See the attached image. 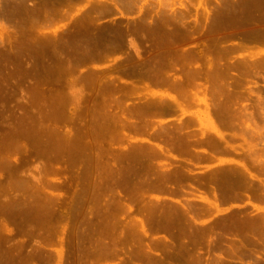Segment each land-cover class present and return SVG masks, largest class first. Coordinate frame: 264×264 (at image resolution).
Returning a JSON list of instances; mask_svg holds the SVG:
<instances>
[{"label": "rangeland", "instance_id": "1", "mask_svg": "<svg viewBox=\"0 0 264 264\" xmlns=\"http://www.w3.org/2000/svg\"><path fill=\"white\" fill-rule=\"evenodd\" d=\"M44 1H49L48 7L56 2V0H0V141H5V146L7 143L9 145L13 144L9 141H15L21 134L22 142L26 144V151L23 149L25 154H18L21 151L20 147L17 149V146L14 145L16 149L13 146L6 147L10 148L11 153L10 151L6 152V158L4 157L6 160L9 157V160L13 161L12 165L15 161L19 169L13 168V170L12 167H7V165L3 167H6V170L11 168L14 171L13 174L16 173L25 178H31L36 183H43L44 181L45 191L47 190L49 196L54 199L55 209H52L51 212L55 210L53 215L55 217L52 220L51 213L48 217L39 213L44 216L41 219L42 216L39 217V214L33 213L31 216H26L27 218L24 219L27 220L22 222L25 216L19 210L22 206L17 205L19 202L16 201L14 205L9 202V206L12 205L13 208L15 204L19 206V208H16L19 210V212L17 210L18 213H16V209L13 210L10 207V210L18 217L11 214L10 211L8 214L9 208L7 207L9 206H7V203L11 199L13 200L14 197L7 193L8 191L5 190L7 187L5 186L7 180L11 178L12 170L10 169L9 172L11 173L7 175V172H4L6 171L5 168L2 169L1 167L4 164L0 163L2 169H0V176L3 175L7 179L2 176L4 178L2 180L3 184H0L3 186H0V188L5 187L4 190L6 191L1 193L2 195L0 194V229L5 226L7 228H4V230H7L5 233L2 230V233L0 232V235L3 236L0 237L1 253L4 254L6 249L12 246V252L18 254L19 258H16V261L20 260L18 262L20 264H28L32 261V264H57L59 252H63L61 264H122L123 261L126 262L123 264H167L171 260L165 258L166 254L173 256L174 253H166L159 250V248L171 244H182L187 249L193 247L198 251L184 252L183 250L179 254V261H171L170 263L216 264L214 259L221 255L224 262L227 261L225 264H264V229L263 233L257 232L259 235H256V237H260V239H255L257 242L253 243L254 241L252 242L249 238L250 234L253 233L250 231V225L254 222L264 221V67L262 65L259 70L253 69L254 71L250 69L253 74H250L251 71L241 68L231 69V75L222 76L220 80L212 78L209 73L210 66L215 67V64L217 65L215 60H218L220 56L218 51L223 54V56L221 55L223 65L229 64L230 61L236 62L250 57L251 59L261 60V62L264 60L263 40L257 42V40L249 37V33H247V28H250L259 16H263L264 0H248L246 2L247 11H252V14L257 12L254 16L259 15L250 24L247 22L246 28L238 24L235 25L237 18L235 21V16L232 15V11L235 12V9L241 10L243 4L236 7L231 5L232 7L228 6L227 8L219 4L217 0H134V2L133 0H125L124 4L119 2L118 5L116 0H75L73 3L68 4H63L66 2L63 0L62 10L67 17L65 16L63 20L62 18H56L49 21H44L46 18L35 14L38 13L37 10ZM50 1L54 2L50 4ZM227 12L230 17H227ZM88 15L93 16L96 25L101 27V30L110 29L111 32H114L120 24L121 26H131L130 30H135V27H144L141 30H136L137 33L131 30L132 32L125 36V41L128 44L124 42L126 44L123 46L111 47L110 50L103 46L107 50L106 55L104 53L99 58L88 60L82 67L80 66L68 75L61 68L56 67L58 64L56 54L53 53L51 45L49 46L47 41L55 34H62L66 29H74V26L79 29L80 21L89 18ZM37 17L39 18L37 19ZM152 18L157 21V27H159L155 28L154 31L149 27ZM258 19L260 20V18ZM164 20L165 22H163ZM110 26L112 29L109 28ZM75 31L77 32V30ZM133 42L137 43L141 56L137 54ZM240 42L246 44L242 45L244 48L238 47ZM178 50H180L179 53ZM36 51H40L41 54L39 55ZM184 52H190L192 58L187 57V59ZM181 53L184 55L179 56L178 54ZM34 55L40 60L37 59L39 63L37 70L34 69V73L32 71L30 73L29 70V72L23 71L25 68L23 64L25 63H22V59L25 61L26 58L27 63H29L30 59L28 58ZM19 57L24 58L20 59ZM18 64L21 65V68ZM49 65L55 67V70L51 69L49 71ZM138 65L139 68L141 67L142 72L145 71L144 73L141 71V73H137L138 70H134ZM151 67L156 69L159 67L165 68V74L163 73V75H167L168 78L182 76L186 80L185 76L189 68L191 70L192 68L193 70H195L194 68L200 69L202 75L200 74L195 80L193 79L192 87L191 85L188 87V90L192 92L188 91L190 93L186 97L185 94L181 96L176 87H170L169 83L162 84L156 82L153 77H145V74L151 72V69L146 70ZM155 68L153 69L156 70ZM109 80H114L121 85L119 84L116 90H107L109 91L107 92L104 85ZM229 83L231 84L230 89L228 87ZM202 99H206V101ZM146 102L150 105L149 108H153V110L148 109L143 118L133 109ZM106 108H109L111 115L120 116L122 112L125 113L122 116L124 119H121L128 126L126 125L124 130L121 128L124 135H127L126 137L123 135L125 137L123 140L118 137L123 134L117 128H120V124H116L120 118L115 117V119L113 116H105L104 110ZM19 121L21 123H18ZM134 122H138V126ZM145 125L149 129L144 127ZM173 129L176 130L175 133L189 134L187 136L190 137V142L193 143L192 146L195 144L196 147L193 146L192 150L189 149L190 151L186 150V148H189L186 147L184 150L173 148V150H168L166 153H160L157 148L158 145L167 149V145H169L165 130ZM120 131L122 134L119 135L118 132ZM219 132H223L225 138L228 136L226 138L228 143L225 144L224 140L223 142L218 140ZM9 135L16 136V138L13 137L15 140H10ZM70 139L73 142L74 140L77 141L71 143ZM41 140L46 141L39 142L44 143V145L47 141L49 143L46 145H51V142L60 140L65 148L67 147L65 143L69 141V148L70 146L72 148L76 147L72 150L74 155L71 152L70 154L76 158L75 155L77 154L75 152H77L79 153L77 156L80 155V157L72 159L74 157L68 155L71 148L67 147L63 150L67 151L69 149L68 154L65 151L62 155V150L59 152V158L56 157L57 152L55 151V153H52L53 157L49 154L51 159H55V157L57 159L50 161L48 155L43 157L40 154L44 146L39 147L40 144L38 145L37 141ZM217 140L221 142L222 150L220 146L218 150L214 149L215 145L212 144L214 147L210 145L211 142L218 143ZM58 141L57 143L53 142L55 146L52 144L55 150L57 149L56 146L61 144ZM194 141L196 143L200 141V143L196 144ZM2 144L4 146V142ZM46 145L45 147H47ZM4 147L3 149H5ZM49 147H47V151L52 152L53 149L50 150L52 147ZM12 149L15 152L12 153ZM61 149L62 146H60ZM108 149L109 152H107ZM0 150L2 151V149ZM1 151L0 162L3 159ZM38 151L40 155H37ZM82 151H84V155H82ZM132 151V154L137 155L132 163L137 167L140 166L139 171L142 172L140 174L142 177H146L148 164H155L154 168L156 166L157 170L155 171L156 168L153 169V167L150 169L151 171L149 170L150 184L147 185L144 191V188L138 190L139 193L135 191L137 194H134L137 195V198L135 199L136 202L133 199L135 202H132L134 204L133 208L123 213L119 207H113V203L118 198L112 195L118 190L125 193L129 192L120 186L119 174L111 170V165L116 163L118 167L121 164L123 166L126 161H122V155ZM204 155H212L213 160H203ZM97 156H100V163ZM8 161L6 162L8 163ZM47 162L53 164L51 166L54 167L51 168L50 165H47ZM105 162L109 163L110 168L105 167ZM9 164L11 165L10 162ZM243 165L250 168L252 176L246 174L245 178V176L239 174V169H242L239 167ZM48 166L52 170L48 169ZM237 168L236 174L235 169ZM172 170H176L173 171L175 173L171 172ZM161 173H164L162 175L164 177L166 174H168L167 176L174 174V178L175 176L177 178L178 175L180 178L174 180V178L166 177L171 180L168 181V179L161 177ZM155 177H160V179L158 178L159 182ZM164 180H167L168 183L167 181L164 183ZM47 181L51 185H48ZM155 183L157 186H155ZM46 184L48 188H46ZM219 189H222L223 201L221 202L216 196ZM234 190L238 192L237 198L233 196ZM14 192L22 193V190ZM36 196L38 198L39 195ZM24 198L30 201L32 199L30 203L37 199L36 197H34L36 198L34 200L33 197ZM37 201H41L40 204H43L41 196L40 200L37 199ZM215 201L219 203L221 209L219 212L213 206ZM25 202L22 200V203ZM148 203L154 204L152 205L155 206L156 212L152 211L154 208L149 210ZM108 204L110 209L106 207ZM146 204H148L147 207ZM168 208L176 213L172 212L171 215ZM106 209L111 211L107 213ZM163 210L165 212L169 210L170 217L173 219L179 217L180 220L177 218L172 221L173 219H171L174 225H171V227L164 226L163 220H161ZM35 214L42 221L43 219L46 221L43 224L41 220L37 221ZM186 214H188V217ZM165 215L167 217L168 214L165 213ZM20 216L22 220H20ZM190 216L191 220L192 218L196 220V223L194 221L192 222L194 224H191L192 226L195 225L193 227L190 222L188 224L185 221V219L188 221ZM224 216H228L231 220H229V224L232 223L234 217L237 221L244 219V223L242 226L240 224L237 230L232 227V224L229 229L217 226V220ZM13 217H17L16 220ZM107 218L108 221H111H109L111 223L109 226L114 222L113 227H105ZM132 218L134 220L143 219L147 230L150 228L148 230V241L151 242V249L155 252L154 259L150 258L146 261L137 259L136 254L133 253L135 249L132 245L122 242L121 232L125 224L131 223ZM151 218L152 220H150ZM144 219H147V221ZM146 222L148 223L146 224ZM185 224H188V227L191 226V229L187 226L186 229ZM204 228L209 229L207 232L204 230L205 234L202 233ZM220 234H223V243L226 242V246L236 239L239 240L236 246L240 247L241 241L244 240L242 244L245 245V248L244 245H241L242 247H238V251L237 247L234 250L235 240V242L233 241L234 246L231 248L233 251L223 244V249L219 251L217 237ZM163 238H165L164 243L161 242ZM100 239L108 242L109 253L108 251L106 253V250L97 244ZM47 244H50V246ZM39 246L44 248L43 252L45 253H41L43 255L38 253L37 247ZM51 251L52 253L49 256L48 252ZM10 252L8 251L7 256L10 255ZM2 254H0L1 261L7 258L4 256L6 253L3 256ZM38 254L40 255L38 256ZM40 256L43 257L40 258ZM52 256L53 258H51ZM201 256L203 257L202 260ZM2 257L4 258L2 259ZM157 258L163 260L165 258V260L160 261ZM5 259L3 262H5ZM1 261L0 264H4ZM16 261H12L10 264H16ZM25 261H28V263Z\"/></svg>", "mask_w": 264, "mask_h": 264}, {"label": "bare ground", "instance_id": "2", "mask_svg": "<svg viewBox=\"0 0 264 264\" xmlns=\"http://www.w3.org/2000/svg\"><path fill=\"white\" fill-rule=\"evenodd\" d=\"M55 1V0H54ZM54 1H50L51 3L50 4H52ZM64 1H66V2H64ZM59 0V2H58V0H56V2L55 3H53L51 6H47L49 3V1H47V2H43L42 4H40V7L38 8V13H35V14H39V16H43L44 18H46L44 21H49V20H54V19H60V18H62V20L64 19V17L66 16V14H64L63 13V10H62V5L63 4H68V3H73V1H75V0ZM85 1V0H84ZM87 1V0H86ZM92 1V0H91ZM125 0H116V3H117V5L119 4V2L121 3L122 2V4H124L125 2H124ZM127 1V0H126ZM132 1V0H131ZM138 1V0H137ZM201 1H203V0H201ZM218 1V3L219 4H221V5H223V7H227L228 8V6H230V7H236V6H238V5H241V4H243L244 6H243V8L240 10H234L235 12H233L232 11V15L233 16H235V21H236V18H237V23L235 24V25H241V26H244L245 28H246V25H247V22H249V24H250V22H252V21H254V20H256V17L257 16H259V15H257V16H254L255 14H252L250 11H247V1L248 0H217ZM254 1V0H253ZM262 1V0H261ZM58 2V3H57ZM64 2V3H63ZM114 2V1H113ZM124 2V3H123ZM133 2H134V0H133ZM136 2V1H135ZM63 3V4H62ZM101 3V2H100ZM99 3V4H100ZM115 3V2H114ZM255 3V2H254ZM262 3V2H261ZM103 5L105 6V4L103 3ZM102 5V6H103ZM116 5V4H115ZM232 5V6H231ZM95 6V5H94ZM106 7V6H105ZM118 7V6H117ZM222 7V8H223ZM226 8V9H227ZM102 9H103V7H102ZM111 9V8H110ZM205 9L207 10V8L205 7ZM238 9V8H237ZM97 10V9H96ZM99 10V9H98ZM105 10V9H104ZM166 10V9H165ZM224 10V9H223ZM228 10V9H227ZM231 10V9H230ZM225 11V10H224ZM223 11V12H224ZM229 11V10H228ZM237 11V12H236ZM260 11V10H259ZM68 12V11H67ZM70 12V11H69ZM100 12V11H99ZM104 12V11H103ZM109 12V11H108ZM163 12V11H162ZM145 13V12H144ZM225 13V12H224ZM230 13V12H229ZM254 13V12H253ZM68 15V14H67ZM227 17H230V15L228 14V12H227ZM261 15H262V13H261ZM35 16V15H34ZM83 16H85V15H83ZM89 16V15H88ZM147 16H149V15H147ZM220 16H221V14H220ZM232 16V17H233ZM67 17V16H66ZM224 17V16H223ZM263 17V18H262ZM259 16L258 18H260V20L257 18V21L255 22H253V25H251L250 26V28L248 27L247 28V33H249V37H251V38H253V39H255V40H257V42H258V40H263L262 42H264V14H263V16ZM39 17H37V19H38ZM95 18V17H94ZM155 18V17H154ZM180 18V17H179ZM187 18V17H186ZM255 18V19H254ZM35 19V18H34ZM143 19V18H142ZM166 19V18H165ZM233 19V18H232ZM263 21H262V20ZM141 20V19H140ZM185 20V19H184ZM40 21V20H39ZM38 21V22H39ZM148 21V20H147ZM182 21V20H181ZM225 21V20H224ZM41 22V21H40ZM81 24H80V26H79V29L78 28H75V26H74V29H66L65 31H63V33L62 34H55L54 35V37H51V38H49V41H47L48 42V44H49V46L51 47V50L53 51V53H55L56 54V59L58 60V64H57V68H61L62 69V71H64V72H66L68 75L69 74H71L73 71H75L76 69H78L80 66L82 67V65H84V63H86L88 60H91V59H95V58H99L101 55H103L104 53H105V55H106V53H107V50H110L111 49V47L112 48H115V47H117V46H123L124 44H126L127 42L125 41L126 40V37L125 36H127V34H130V32H132V31H135L136 32V30H141V28L142 27H144V26H140V27H135L134 29L135 30H130V27H127L126 25H122L121 26V24H120V26H117L116 27V29L114 30V32H111L112 30H110V29H103V30H101L100 28L101 27H99V26H97L96 25V20H94L93 19V16H89V18H84V19H82L81 21ZM146 22V21H145ZM157 21L156 20H153V18H152V20L149 22V27L151 28V29H153V31L155 30V28H159V27H157V23H156ZM163 22H165V20L163 21ZM219 22H221V21H219ZM47 23V22H46ZM148 23V22H147ZM119 24V23H118ZM181 24V23H180ZM225 24V23H224ZM228 24V23H227ZM218 25V24H217ZM21 26V25H20ZM43 26V25H42ZM71 26V25H70ZM101 26V25H100ZM168 26V25H167ZM27 27V26H26ZM32 27V26H31ZM163 27V26H162ZM179 27V26H178ZM177 27V28H178ZM220 27V26H219ZM219 27H216L217 29L219 28ZM235 27V26H234ZM106 28H108V27H106ZM109 28H111V26L109 27ZM137 28V29H136ZM222 28V27H221ZM244 28V29H245ZM112 29V28H111ZM163 29V28H162ZM243 29V28H242ZM27 30V29H26ZM75 30H77V32L75 31ZM82 30H84V31H82ZM109 31V32H107V31ZM158 31H160V30H158ZM163 31H164V29H163ZM212 31V30H211ZM245 31V30H244ZM145 32V31H144ZM165 32V31H164ZM187 32H188V30H187ZM233 32V31H232ZM137 33V32H136ZM140 33V32H139ZM153 33H155V32H153ZM179 33V32H178ZM234 33V32H233ZM104 34H105V36H104ZM160 34V33H159ZM225 35V34H224ZM26 36H28V35H26ZM139 36V35H138ZM220 37V36H219ZM30 38V37H29ZM218 39V38H217ZM225 39V38H224ZM20 42V41H19ZM124 42H126V43H124ZM252 42H254V41H252ZM261 42V43H262ZM260 43V42H259ZM42 44V43H41ZM44 44V43H43ZM128 44V43H127ZM133 45H134V47H135V50H136V52H137V54L139 55V56H141L140 55V49H139V47H138V45H137V43H135V42H133L132 43ZM263 44V43H262ZM26 45V44H25ZM239 45H241V46H239ZM239 45H238V47H243L244 45H246V44H242L241 42L239 43ZM243 45V46H242ZM23 46V45H22ZM45 46V45H44ZM48 46V45H47ZM48 46V47H49ZM103 46H105V47H107L106 49H105V47H103ZM126 46V45H125ZM124 46V47H125ZM46 47V46H45ZM50 47H49V49H50ZM123 47V48H124ZM246 47V46H245ZM36 48V47H35ZM109 48V49H108ZM237 48V47H236ZM244 48V47H243ZM242 48V49H243ZM128 49V48H127ZM230 50V49H229ZM236 50V49H235ZM112 51V50H111ZM37 52V51H36ZM44 52V51H43ZM180 52V50H178V53ZM182 53H183V51H181ZM218 52H220V53H218V54H220V56L218 57V60H215L216 62H217V65L215 64V67L213 66H210V68H209V73L211 74V77L212 78H214V79H217V80H220V78L222 77V76H230L231 74H230V70L231 69H235V68H241V69H244V70H247V71H251L250 69H257V70H259V67H261L262 65H263V67H264V60L261 62V60L259 61V60H255V59H251V57L249 58V59H241V60H239V61H236V62H234V61H230V63L229 64H224L223 65V63L221 62L222 61V56H223V54H221V51H218ZM39 55L41 54L40 53V51H38L37 52ZM50 53V52H49ZM52 53V52H51ZM177 53V52H176ZM182 53L181 54H178L179 56H181L182 55ZM185 54V55H184ZM184 56H186V58L188 57H191L190 55V52L189 53H187V52H184ZM212 54H213V52H212ZM217 54V55H218ZM182 55V56H183ZM222 55V56H221ZM20 56V55H19ZM22 56V55H21ZM192 56H194L193 54H192ZM195 56H196V54H195ZM251 56V55H250ZM52 57V56H51ZM105 57V56H104ZM108 57V56H107ZM20 59H22V58H24V57H19ZM19 58H17V59H19ZM53 58H54V56H53ZM187 58V59H188ZM192 58V57H191ZM224 58V57H223ZM263 58V57H262ZM16 59V58H15ZM28 59H30L29 60V63H27V61H26V58H25V61H23V59H22V63L24 62L25 64H23V65H25V68H24V70L23 71H26V72H29L30 71V73H31V71L33 72V70L35 69V70H37V68H38V61H37V57H35V55L34 56H32V57H30V58H28ZM40 59H43V58H40ZM100 59H103V58H100ZM173 59V58H172ZM179 59V58H178ZM185 59V58H184ZM195 59H196V57H195ZM213 59H214V57H213ZM217 59V58H216ZM228 59V58H227ZM240 59V58H239ZM39 60V59H38ZM194 60V59H193ZM252 60V61H251ZM18 61V60H17ZM20 61V60H19ZM40 61V60H39ZM135 61V60H134ZM192 61V60H191ZM21 62V61H20ZM92 62V61H91ZM131 62V61H130ZM21 63V64H22ZM40 63H42V62H40ZM56 63H57V61H56ZM189 63V62H188ZM27 64V65H26ZM52 64V63H51ZM210 64V63H209ZM18 65H20V64H18ZM22 65V66H23ZM41 65H43V63L41 64ZM40 65V66H41ZM45 65V64H44ZM140 65H141V63H140ZM45 66H47V65H45ZM136 66V65H135ZM188 66V65H187ZM263 67H262V69H263ZM19 68H21V65L19 66ZM27 68V69H26ZM42 68V67H41ZM48 68L50 69L49 71H51V69L53 70H55V67H53L52 65H49L48 66ZM56 68V69H57ZM141 68V67H140ZM139 68V65H138V67H135L134 68V70L136 71V70H138V72L137 73H141L142 72V69H140ZM153 68H155V67H153ZM152 67L151 68H148L146 71H148V70H150L151 69V72L149 73V74H145V77H153L155 80H156V82H159V83H169L168 85H170V87H176V89L178 90V92H180V94H181V96L182 95H184L185 94V96L187 97L188 96V93H190V92H188V91H191V90H188L189 88L188 87H190L189 85H191L192 84V82H194V80L198 77V76H200V74H201V70L200 69H196V68H194L195 70H193V68H192V70L189 68L188 70H187V72H186V80L184 79V78H182V76H180L179 78H176V77H173L172 78V76H171V78H168V76L166 75H163V73L165 74V72H164V70H165V68H163V67H159V68H155L156 70H154ZM152 69H153V71H152ZM168 69V68H167ZM171 69V68H170ZM29 70V71H28ZM46 70H48V69H46ZM46 70H44V71H46ZM53 70V71H54ZM144 70V69H143ZM256 70V71H257ZM21 71V70H20ZM61 71V70H60ZM132 71V70H131ZM130 71V72H131ZM135 71L133 72L134 74H135ZM141 71V72H140ZM233 71V70H232ZM234 71H237V70H234ZM240 71H242V70H240ZM254 71V70H253ZM19 72V71H18ZM37 72V71H36ZM90 72V71H89ZM145 71H143L142 73H144ZM29 73V74H30ZM34 73V72H33ZM63 73V72H62ZM148 73V72H147ZM252 73V71L250 72V74ZM87 74H89V73H87ZM94 74V73H93ZM208 74V73H207ZM225 74V75H224ZM253 74V73H252ZM28 75V74H27ZM137 75V74H136ZM139 75V74H138ZM141 75V74H140ZM144 75V74H143ZM202 75V74H201ZM209 75V74H208ZM165 76V77H164ZM84 77H85V75H84ZM83 77V78H84ZM141 77H143V76H141ZM147 77V78H148ZM170 77V76H169ZM244 77V76H243ZM256 77V76H255ZM79 78H81V77H79ZM87 78V77H86ZM85 78V79H86ZM260 78V77H259ZM151 79V78H150ZM194 79V80H193ZM193 80V81H192ZM225 80V79H224ZM251 80V79H250ZM225 82V81H224ZM120 84V83H119ZM116 81H114V80H109V81H107L106 83H105V89H106V91L107 90H110V91H114V90H116V88H118L117 86L119 85ZM233 84V83H232ZM121 85V84H120ZM125 85V84H124ZM215 85V84H214ZM104 86H103V89H104ZM201 86V85H200ZM230 86H231V84L229 83L228 84V87H229V89H230ZM191 87H192V85H191ZM33 88V87H32ZM123 88V87H122ZM223 88V87H222ZM234 88V87H233ZM216 89H219V88H216ZM228 89V88H227ZM222 90V89H221ZM225 90H226V88H225ZM218 91V90H217ZM258 91V90H257ZM107 92H109V91H107ZM192 92V91H191ZM192 94V93H191ZM231 94V93H230ZM40 95V94H39ZM241 95V94H240ZM239 96V95H238ZM245 97V96H244ZM264 98V97H263ZM203 101H206V99H202ZM182 102V101H181ZM192 102V101H191ZM229 102V101H228ZM227 102V103H228ZM262 103V102H261ZM156 104V103H155ZM225 104V103H224ZM136 105V104H135ZM182 105V104H181ZM180 105V106H181ZM131 107V106H130ZM150 107V105L146 102L145 104H143V105H138V106H136L133 110L135 111V112H137V114L138 115H141V117H143L144 118V116L143 115H145V113L148 111V109L149 110H153V108H149ZM172 107V106H171ZM176 107V106H175ZM221 107V106H220ZM223 107V106H222ZM129 108V107H128ZM174 108V107H173ZM127 112H128V110H127ZM152 113V112H151ZM130 114V113H129ZM104 115L105 116H113L114 118L115 117H118V119L119 120H121L120 122H119V120L117 121V120H114L115 122L117 121V123L116 124H120L119 126H120V128L119 127H117V126H115V127H117L119 130H121L122 132H123V130L126 128L125 126L127 125L126 123H124V121H122V119L121 118H123L122 116H124L125 115V113L124 112H122L121 113V115L120 116H117V115H111V113H110V110H109V108H106L105 110H104ZM131 117V116H130ZM129 117V118H130ZM223 117V116H222ZM244 118V117H243ZM22 119V118H21ZM20 119V120H21ZM116 119V118H115ZM124 119V118H123ZM147 119V118H146ZM131 122V121H130ZM18 123H21V121H19ZM133 123V122H132ZM140 123V122H139ZM105 124V123H104ZM134 124L136 125V126H138V122H134ZM133 124V125H134ZM146 124V123H145ZM22 125V124H21ZM28 125V124H27ZM134 125V126H135ZM140 125H142V124H140ZM24 126V125H23ZM128 126V125H127ZM224 126V125H223ZM105 127V126H104ZM143 127V126H142ZM144 127H146V125L144 126ZM182 127V126H181ZM22 128V127H21ZM123 130H122V129ZM146 128H148V127H146ZM23 129H25V128H23ZM114 129V128H113ZM149 129V128H148ZM170 129V128H169ZM175 129H177V128H175ZM119 130H117V131H119ZM186 130V129H185ZM16 131V130H15ZM14 131V132H15ZM22 131V130H21ZM118 132V134L120 135V134H122V132ZM167 133V139H168V144L169 145H167V147H168V149L166 148V147H163V146H160V145H158L157 146V148L159 149V152L160 153H166V151H168V150H173V148H178V149H185L186 147H189V148H186V150L188 149V151H190L189 149L191 148V150L193 149V146H195V144L192 146V142H190V137L189 136H187V135H189V134H182L181 132H177V133H175L176 132V130H169V131H167V130H165ZM178 131V130H177ZM12 132V131H11ZM18 132V131H17ZM23 132H24V130H23ZM183 132V131H182ZM9 134V133H8ZM20 134V133H19ZM117 134V135H118ZM16 135H18V134H16ZM23 135V134H22ZM124 132H123V134L122 135H120V136H118L119 138H120V140H123L127 135H124ZM19 136V135H18ZM17 136V137H18ZM114 136V135H113ZM122 136H123V138H122ZM190 136H191V134H190ZM8 137V136H7ZM9 137H10V140L11 139H14L13 137H15L16 138V136H13L12 137V135L10 136L9 135ZM8 137V138H9ZM20 137V138H19ZM18 138H16V140L15 141H13V140H11V141H9L10 143H13V144H10L9 145V143H7V145L5 146V141H3L2 139V141H0L1 143H0V147L3 145L2 144V142H4V146H2L0 149H2V153H1V155L3 156L2 158L3 159H5L6 158V155H7V153L6 152H9L10 151V148L9 147H11V146H13L14 148H15V146L14 145H16L17 146V149H18V147H20V150L22 151H20V152H18V154H25L24 153V151H23V149L25 150V147H26V144H24V142H22V138H21V134H20V136H19ZM228 137V136H227ZM226 137V138H227ZM6 138V137H5ZM23 138H24V136H23ZM226 138H225V136H224V133L223 132H219V138H218V140L219 141H221V142H223V140L225 141L224 143L226 144V143H228V141L226 140ZM21 141H20V140ZM25 139V138H24ZM40 139H43V138H40ZM45 139V138H44ZM49 139V138H48ZM47 139V140H48ZM60 139V138H59ZM211 139H212V137H211ZM33 140V139H32ZM37 140V139H36ZM39 140V139H38ZM166 140V139H165ZM217 140V141H218ZM45 140H41V141H37L38 142V145L40 144V146L39 147H43V149L40 151L41 153L40 154H42L41 156H43V157H46V155H48L47 157L49 158L50 157V159H51V156H52V153L55 151V152H57V155H56V157L57 158H59V156H60V153L59 152H61L63 149H66L67 147L69 148V144L68 143H72L73 142V140L71 141V139H70V142L68 141H66L67 143H65V145L67 146L66 148H65V146H63L64 144L63 143H61V141L59 140H57L58 141V143H61V144H59L60 146H62V149L60 150V146L59 145H57L58 147H59V149H58V147L56 146V150H55V147H54V149H53V146H52V144L54 145V143L56 142L57 143V141H53V142H51L50 144L51 145H46L47 143H49L48 141H47V143L45 144L47 147H52V148H50V150L52 151V149H53V151L52 152H48L47 151V147H45V145H44V143L43 144H41V143H39V142H44ZM63 141V140H62ZM77 141V140H76ZM75 140H74V142H76ZM110 141V140H109ZM113 141V140H112ZM126 141V140H125ZM218 141V143L216 144V143H210V145H215V148L214 149H218L219 150V148L222 150L223 148H222V146H220V143L221 142H219ZM14 142H15V144H14ZM28 142V141H27ZM46 142V141H45ZM64 142V141H63ZM73 142V143H74ZM195 142V141H194ZM196 143V142H195ZM198 143V142H197ZM196 143V144H197ZM199 143H200V141H199ZM198 143V144H199ZM2 144V145H1ZM68 144V145H67ZM84 144V143H83ZM167 144V143H166ZM219 144V145H218ZM36 145V144H35ZM43 145V146H42ZM74 145V144H73ZM111 145V144H110ZM212 145V147H214ZM7 146H9L8 148H6ZM24 146V147H23ZM55 146V145H54ZM77 146V145H76ZM166 146V145H165ZM220 146V147H219ZM3 147L5 148V149H3ZM110 147V146H109ZM196 147V146H195ZM38 148V147H37ZM46 148V149H45ZM71 148V151H68L69 149ZM70 148L67 150L68 152H69V154L67 153V151H66V153L68 154V155H70L71 157H74L73 155V151L72 150H74V148H76L75 146L72 148V146H70ZM151 148V147H150ZM208 148V147H207ZM9 149V150H8ZM16 149V148H15ZM167 149V150H166ZM225 149V148H224ZM6 150V151H5ZM34 150H36V149H34ZM110 150H111V148H110ZM156 150V149H155ZM175 150V149H174ZM195 150V149H194ZM217 150V151H218ZM4 151H5V153H4ZM26 151V150H25ZM31 151V150H30ZM29 151V152H30ZM64 150L62 151V155H63V153L65 152ZM85 151V150H84ZM84 151H82L83 152V154L82 155H84ZM142 151V150H141ZM196 151V150H195ZM13 152H15V150H13L12 149V153ZM54 152V153H55ZM70 152H71V154H73V155H71L70 154ZM73 152V153H72ZM81 152V153H82ZM107 152H109V149H108V151ZM156 152V151H155ZM228 152V151H227ZM231 152V151H230ZM10 153H11V151H10ZM80 153V154H81ZM119 153V152H118ZM133 153V151L131 152V153H124L123 155H122V161L123 162H125L124 163V165L122 166V164H121V166H117V164L116 163H113L112 165H111V170L112 171H116V172H118V174H119V177H120V186H122L124 189H126V190H128V192L129 193H125L124 191H121V190H118V191H116L112 196H114L115 198H118V200L116 199H114L115 200V202L113 203V207H115V206H117V207H119V209H121V211L123 212V213H126V212H128V211H130L132 208H133V203L132 202H134L135 201V199L137 198L136 196L137 195H135V194H137L136 192H138V190H142V188H144L143 189V191L144 190H146L145 188H147V185H149L150 184V182H151V177H150V175H149V170L153 167V169H155L156 168V166H155V168H154V165L155 164H148V169H147V172H146V177H142L140 174L142 173H140V171H139V168H140V166L139 167H137L135 164L133 165V159L135 160V158L137 157V155H135V154H132ZM157 153V152H156ZM6 154V155H5ZM39 154V151H38V153H37V155ZM39 154V155H40ZM49 154H51V156H49ZM75 154H79V153H77V152H75ZM5 155V156H4ZM36 155V156H37ZM59 155V156H58ZM77 155H75L76 156V158L77 157H80V155L79 156H77ZM88 155V154H87ZM144 155V154H143ZM173 155V154H172ZM235 155V154H234ZM40 156V157H41ZM120 156H121V154H120ZM164 156V155H163ZM5 157V158H4ZM8 157V156H7ZM53 157V156H52ZM55 157V156H54ZM56 157H55V159H56ZM63 157V156H62ZM114 157V156H113ZM11 158V157H10ZM17 158V157H16ZM75 157L74 158H72V159H76ZM97 158H98V160H99V163H100V156H97ZM2 159V161L0 162L1 164H4V165H1V167H2V169H4L5 168V170L7 169L6 167H3V166H6L7 165V167L9 166V167H12V169L13 168H17L16 170H18L19 169V167L17 166V164L15 163V161H14V165H15V167H14V165H12V162L13 161H11V159L9 160V157L7 158L8 160H3ZM19 159V158H18ZM49 159V160H50ZM54 158L53 159H51L50 161H52V160H55ZM115 159V158H114ZM15 160V159H14ZM57 160V159H56ZM86 160V159H85ZM6 161H8V163L6 162ZM79 161V160H78ZM121 161V162H122ZM9 162L11 163V165L9 164ZM137 162V161H136ZM48 164L47 165H50V167L52 168V167H54V166H51V165H53V164H49V162H47ZM141 163V162H140ZM20 164V163H19ZM55 164V163H54ZM104 165H105V167L106 168H110V165H109V163L108 162H105L104 163ZM21 166V165H20ZM145 166V165H144ZM181 166V165H180ZM1 167H0V169H1ZM49 167V166H48ZM50 167L48 168V169H50ZM158 167V166H157ZM177 168V167H176ZM222 168V167H221ZM239 168H242V169H239V174L240 175H242V176H245V178H246V174H249L250 176H252V174H251V171H250V168H248L246 165H243L242 167H239ZM1 169V170H2ZM11 168H9L8 170H6V171H4V172H7L6 174L8 175V173H11V172H9V171H11L10 170ZM227 169V168H226ZM14 170V169H13ZM12 170V173L10 174V177L11 178H9L8 180H7V182H6V186L5 187H7V189H5V187L4 188H0V194L1 193H3L5 190H7L8 192L7 193H9L10 195H12L13 197H14V199L12 200H10V201H8V205L7 206H9V202H10V204H12V205H14V202L16 201V202H19V203H17V205H21L22 207H20L19 208V206H17L16 204H15V206H14V208L13 207H11L12 205H10L9 207H7V208H9V210H8V214H9V211L11 212V214H15V213H13L12 212V210H10V207H11V209H16L17 207L19 208V210L22 212L21 214H23V216H25V217H23V221L22 222H24V221H26L27 219H24V218H27L26 216H31V215H33V213H37V214H39V213H42L44 216H47L48 217V215H49V213H51L52 214V216H51V219L53 218V217H55V216H53L54 215V213H55V210H53L52 212H51V210L52 209H55L54 208V203H53V201H54V199L51 197V196H49V193L47 192V190L45 191V189H44V181H43V183H36V182H34V180H32L31 178H25V177H23V176H20V175H17L16 173H14L13 174V171ZM46 170V169H45ZM50 170H52V169H50ZM157 170V168L155 169V171ZM234 170V169H233ZM3 171H1V172H3ZM151 171V170H150ZM154 171V172H155ZM173 171H176V170H172L171 172H173ZM228 171V170H227ZM229 171H232V170H229ZM237 171H238V168L237 169H235V172H236V174H237ZM2 173V174H4L5 175V173ZM48 172V171H47ZM171 172H170V174H171ZM46 173V172H45ZM160 173V172H159ZM173 173H175V172H173ZM184 173V172H183ZM16 174V175H15ZM164 173H161V177L163 178L164 176H162ZM170 174H169V176H167L168 174H166V176L164 177V179H168V181L170 180V178H166V177H171L172 179L174 178L173 177V175H171L170 176ZM14 175V177H12V176ZM44 175V174H43ZM116 175H117V173H116ZM158 175H160V174H158ZM178 175V174H177ZM181 175V174H180ZM184 175V174H183ZM228 175V174H227ZM230 175V174H229ZM228 175V176H229ZM235 175V174H234ZM2 176H0V184L3 182L2 180L4 179ZM185 176V175H184ZM231 176V175H230ZM236 176V175H235ZM7 177V176H6ZM156 179H157V182H159V179H160V177H155ZM159 178V179H158ZM177 178H180L179 177V175L177 176ZM176 178V176H175V178H174V180L175 179H177ZM183 178V177H182ZM247 178H248V176H247ZM116 179V178H115ZM218 179V178H217ZM5 180V181H6ZM41 180V179H40ZM224 180V179H223ZM243 180H244V178H243ZM38 181H39V179H38ZM119 181V180H118ZM155 182H156V180H154ZM167 181V180H166ZM165 180H164V183L166 182ZM168 181H167V183H168ZM171 181V180H170ZM182 181V180H181ZM225 181V180H224ZM247 181V180H246ZM156 182V183H157ZM161 182V181H160ZM156 183H155V186H157L156 185ZM243 183V182H242ZM3 184V183H2ZM1 184V185H2ZM47 184L48 185H51V183H48V181H47ZM47 184H46V188H48V186H47ZM118 184V183H117ZM0 185V186H1ZM5 185V184H4ZM162 185V184H161ZM165 186H166V184H165ZM250 186V185H249ZM1 187H3V186H1ZM149 187V186H148ZM167 187H168V184H167ZM234 187V186H233ZM240 187V186H239ZM94 188V187H93ZM263 188V187H262ZM5 189V190H4ZM235 190H236V188H234ZM256 189V188H255ZM17 190H22V193L21 192H18V193H16V192H14V191H17ZM233 191L234 192V198H237L238 197V192H236V191ZM245 190V189H244ZM48 191H50V190H48ZM136 191V192H135ZM217 191V190H216ZM224 191V190H223ZM238 191V190H237ZM242 191V190H241ZM6 192V191H5ZM14 192V193H13ZM227 192H228V190H227ZM245 192V191H244ZM254 192V191H253ZM76 193V192H75ZM96 193V192H95ZM135 193V194H134ZM139 193V192H138ZM140 193H142V192H140ZM5 194V193H4ZM144 194V193H143ZM221 194H222V189H219V191H218V195L216 194V196H218V198L220 199V202L221 201H223V196H221ZM228 194V193H227ZM264 194V193H263ZM2 195V194H1ZM36 195H39L38 196V198H37V196ZM77 195V194H76ZM135 195V196H134ZM40 196H41V198L43 199V204L41 203L40 204V202L41 201H37V199L38 200H40ZM43 196H44V198H43ZM141 196V195H140ZM227 196V195H226ZM259 196V195H258ZM24 197H33V200L34 199H36L35 201H33V203H30L31 201H32V199H31V201L28 199H25ZM34 197H36V198H34ZM143 197V196H142ZM256 197V196H255ZM23 200V202H25V201H27V202H25V203H22V200ZM24 198V199H23ZM18 199V200H17ZM130 199H131V201H130ZM133 199H134V201H133ZM226 199H227V197H226ZM20 200H21V202H20ZM11 201H13L12 203H11ZM29 201V202H28ZM56 201V200H55ZM35 202V203H34ZM96 202V201H95ZM136 202V201H135ZM134 202V203H135ZM22 203V204H21ZM37 203V204H36ZM39 203V204H38ZM52 204H53V206H52ZM149 204V210H152L155 206H153L154 204L153 203H148ZM148 204H146L145 206L147 207L148 206ZM153 204V205H152ZM98 205V204H97ZM152 205V206H151ZM4 206V205H3ZM101 206V205H100ZM109 206V204L106 206L107 208H109L110 209V206ZM216 209H217V211L219 212V211H221V209H220V206H219V203H218V201H215L214 202V205H213ZM51 207H53V208H51ZM97 207V206H96ZM151 207V208H150ZM206 207V206H205ZM209 207V206H208ZM214 207H213V209H214ZM5 208H6V206H5ZM101 208V207H100ZM169 209V208H168ZM175 209V208H174ZM202 209V208H201ZM17 210L18 209H16L15 211H16V213H18L19 212V210H18V212H17ZM98 210V209H97ZM96 210V211H97ZM155 210V211H154ZM154 210H152L153 212H156V208H154ZM170 210V209H169ZM168 210V211H169ZM176 210V209H175ZM177 210H178V208H177ZM5 211V210H4ZM14 211V212H15ZM106 211H107V213H109L110 211L108 210V209H106ZM168 211H166L165 212V210H163L162 211V216H163V218L162 219H164V217H166V215H165V213L166 214H168L167 215V219H169V218H171V219H173L172 217H170L175 211H173V210H170L171 211V213H170V211L168 212ZM202 211V210H201ZM98 212H99V210H98ZM97 212V213H98ZM114 212V211H113ZM141 212H142V209H141ZM168 212V213H167ZM173 212V213H172ZM6 214H7V212H5ZM115 213V212H114ZM171 215H170V214ZM176 213V212H175ZM11 214H10V216H11ZM189 214V213H188ZM188 214H186V216L188 215ZM200 214V213H199ZM16 215V214H15ZM40 215V214H39ZM185 215V214H184ZM190 215V214H189ZM17 217H18V215H16ZM35 216H36V214H35ZM34 216V217H35ZM42 215H40L39 217H41ZM44 216H42L41 217V219L44 217ZM107 216V215H106ZM9 217V216H8ZM16 217V218H17ZM37 218H35V219H38L37 221H39V220H41L38 216H36ZM115 217V216H114ZM117 217V216H116ZM174 218H175V216H173ZM188 217V216H187ZM186 217V218H187ZM14 218V217H13ZM16 218H14L15 220H16ZM20 218H21V216H20ZM57 218V217H56ZM178 218V220H180L179 219V217H177ZM176 218V219H177ZM191 218V216L189 217V220L187 221V219H185V221L186 222H188V224H189V222H190V225L191 224H194V223H192V222H194L195 221V223H196V220H194V218H192V220L190 219ZM238 218V217H237ZM8 219H11V218H8ZM32 219H33V217H32ZM50 219V218H49ZM50 219V220H51ZM133 219V218H132ZM167 219H164V221L166 220V221H171V219H169V220H167ZM176 219H173L172 221H174V220H176ZM12 220V219H11ZM19 220V219H18ZM17 220V221H18ZM20 220H22V218L20 219ZM49 220V221H50ZM53 220V219H52ZM51 220V221H52ZM94 220V219H93ZM101 220V219H100ZM114 220V219H113ZM144 220H146L147 221V219H144ZM150 220H152V218L150 219ZM160 220V219H159ZM229 217L228 216H224V217H220L218 220H217V226H220V227H224L225 229H229L230 227H231V224H232V227L234 228V229H236L237 230V228L240 226V224H241V226L243 225V223H244V219H239V221H237V219H235V217L232 219V223L231 224H229ZM10 221V220H9ZM14 221V220H13ZM42 221V220H41ZM41 221H40V223H41ZM44 221H46L45 219H43V221H42V224H43V222ZM48 221V220H47ZM90 221V220H89ZM106 222H105V227H107L108 228V226L111 224V223H109V221H108V218L105 220ZM117 221V220H116ZM231 221V220H230ZM15 222V221H14ZM13 222V223H14ZM111 222V221H110ZM185 222V223H186ZM9 223V222H8ZM11 223H12V221H11ZM20 223V222H19ZM49 223V222H48ZM51 223V222H50ZM97 223V222H96ZM148 222H146V224H147ZM174 223V222H173ZM184 223V222H183ZM45 224V223H44ZM169 224V223H168ZM188 224H185V228H186V226H187V228H189V229H191L190 227L192 226H190V227H188ZM263 224H264V221H261V222H257V223H253L252 225H250V231H252L253 233L252 234H250L251 236H249V238L252 240V242L253 243H255V242H257L256 240H257V238H259L260 239V237L258 236V237H256V235H259L257 232H259V233H263ZM25 225V224H24ZM48 225V224H47ZM50 225V224H49ZM112 225H114V222L112 223ZM111 225V226H112ZM167 225V224H166ZM170 225V224H169ZM4 226H5V224H4ZM4 226H2V227H4ZM27 226V225H26ZM111 226H109V227H111ZM165 226V225H164ZM193 226H195V225H193ZM192 226V227H193ZM249 226V225H248ZM113 227V226H112ZM197 228H198V226H196ZM5 229H7L6 228V226L4 227ZM4 228H1L0 229V232H1V230L2 231H4L3 233H5V231H7V230H4ZM35 228V227H34ZM39 228V227H38ZM42 228V227H41ZM160 228V227H159ZM186 228V229H187ZM123 229V228H122ZM121 229V230H122ZM150 228H148V230H149ZM168 229V228H167ZM185 229V230H186ZM189 229H188V231H189ZM195 229V228H194ZM194 229H192V230H194ZM221 229V228H220ZM39 230V229H38ZM38 230H36L37 232H38ZM148 230H147V228H146V226H145V223H144V221H143V219H139V220H131V223H129V224H125V226H124V229L122 230V242H124V243H128V244H130V245H132V247H133V249H135L134 251L135 252H133V253H135L136 254V258L137 259H140V260H145L146 261V259L148 260V259H150V258H152V259H154L155 257H154V251H153V249H151V242L149 243V241H148V235H149V233H148ZM207 232V230H209V229H203L202 230V233L203 234H205V231ZM33 231V230H32ZM36 231H34L35 233H37ZM50 231V230H49ZM84 231V230H83ZM204 231V232H203ZM235 231V230H234ZM33 232V233H34ZM120 232V231H119ZM186 232V231H185ZM220 232V231H219ZM233 232V231H232ZM2 233V232H1ZM108 233V232H107ZM222 233V232H221ZM242 233V232H241ZM4 235V234H3ZM40 235V234H39ZM52 235V234H51ZM82 235H83V233H82ZM223 235V234H222ZM221 234L217 237V239H218V246L220 247L219 248V251H221L223 248H222V246L223 245H225L226 246V242L225 243H223V236H222ZM90 236V235H89ZM0 237H3L2 235H0ZM43 237V236H42ZM48 238H49V236H47ZM51 237V236H50ZM262 237V236H261ZM100 238V237H99ZM203 238V237H202ZM263 238V237H262ZM1 239V238H0ZM51 239V238H50ZM79 239V238H78ZM94 239V238H93ZM164 239L165 238H163V240H161V242L162 243H164L163 241H164ZM231 239H233V238H231ZM235 239V238H234ZM254 239V240H253ZM256 239V240H255ZM53 240V239H52ZM51 240V241H52ZM120 240V239H119ZM150 240V239H149ZM236 240V239H235ZM235 240H232L231 241V245L229 244H227V246H228V249H230L231 251H233V249H231V248H233V246H234V242H235ZM98 241V240H97ZM100 242H98L97 244H99V245H101V247L103 248V249H105L106 250V253H107V251L108 250H110V248L108 247L109 245H108V242H106L105 240V242L103 241V240H99ZM234 241V242H233ZM237 241H239V240H236V242H235V246H234V250H236V243H237ZM242 241H244V240H242ZM241 241V245L243 246L244 244H242V243H244V242H242ZM261 241V240H260ZM43 242V241H42ZM251 242V243H252ZM46 243V242H45ZM44 243V244H45ZM49 243V242H48ZM84 243V242H83ZM239 243V242H238ZM223 244V245H222ZM48 246H50V244H47ZM127 245V244H126ZM237 245H239V244H237ZM240 245V247H242ZM37 246V245H36ZM177 246V245H176ZM226 246V247H227ZM239 247V246H238ZM237 247V251H238V249L240 248H238ZM244 248H245V245L243 246ZM11 248H12V246H11ZM10 247H9V249H6V252H5V250H4V252L6 253H4V254H2L1 252L2 251H0V254H2V256L4 255V256H6L7 258L5 259L4 257H2V259L4 258L5 259V262H3L4 261V259L1 261V258H0V261L2 262V263H4V264H10L12 261H16L19 257L17 256L18 254H15V253H13L12 252V250L13 249H11ZM109 248V249H108ZM112 248V247H111ZM218 248V247H217ZM132 249V250H133ZM193 249V248H192ZM242 250H243V248H241ZM248 249V248H247ZM0 250H1V248H0ZM37 250H38V253H42L43 251H44V248L43 247H41V246H39V247H37ZM131 250V251H132ZM8 251L10 252V255H8L7 256V254H9L8 253ZM249 251H250V249H249ZM23 252V251H22ZM174 252V251H173ZM186 252V251H185ZM245 252H247L246 250H245ZM244 252V253H245ZM43 253H45V252H43ZM47 253V252H46ZM51 253H52V251L49 253L48 252V254H49V256L51 255ZM108 253H109V251H108ZM177 253V252H176ZM221 253V252H220ZM219 253V254H220ZM226 253V252H225ZM40 254H38V256L40 255ZM55 254V253H54ZM54 254H53V256H54ZM218 254V255H219ZM247 254H249V253H247ZM41 255H43V254H41ZM45 255V254H44ZM106 255V254H105ZM115 255V254H114ZM177 255H178V253H177ZM177 255H176V257H177ZM1 256V255H0ZM35 256V255H34ZM48 256V255H47ZM53 256L51 257V258H53ZM110 256V255H109ZM187 256V255H186ZM33 257V256H32ZM36 257H37V255H36ZM43 257V256H42ZM41 256H40V258H42ZM58 257H59V260H58V262H57V264H61V262H62V258H63V252H59V254H58ZM157 257V256H156ZM17 258V259H16ZM39 258V257H38ZM45 258H47L46 256H45ZM56 258V257H55ZM133 258V257H132ZM166 258V257H165ZM165 258H164V260H165ZM200 258V257H199ZM49 259H50V257H49ZM128 259V258H127ZM151 259V260H152ZM158 259V258H157ZM169 259V258H168ZM167 259V260H168ZM203 259V257L201 256V260ZM40 260H42V259H40ZM44 260V259H43ZM131 260V259H130ZM151 260H149V261H151ZM158 260H160V261H162L163 259H158ZM158 260H156V261H158ZM163 260V261H164ZM172 260V259H171ZM215 260V263L216 264H225V262H227L226 260H225V262H224V259H223V256H219V257H217L216 259H214ZM45 261V260H44ZM48 261V260H47ZM128 261V260H127ZM17 263L18 262H20V260H18V261H16ZM25 262H27L28 263V261H25ZM56 262V261H55ZM125 261H123V263H124ZM148 262V261H147ZM16 263V264H17ZM30 263V262H29ZM28 263V264H29ZM33 263V261L30 263V264H32ZM42 263V262H41ZM122 263V264H123ZM126 263V262H125ZM162 263V262H161ZM170 263V261L169 262H167V264H169ZM13 264H15V263H13ZM18 264H20V263H18ZM23 264H25V263H23ZM35 264V263H34ZM53 264H55V263H53ZM170 264H174V263H170Z\"/></svg>", "mask_w": 264, "mask_h": 264}, {"label": "crops", "instance_id": "3", "mask_svg": "<svg viewBox=\"0 0 264 264\" xmlns=\"http://www.w3.org/2000/svg\"><path fill=\"white\" fill-rule=\"evenodd\" d=\"M210 159L213 160V159H212V155H211V156L204 155V157H203V160H205V161H208V160H210ZM205 164H207V163H205ZM164 219H167V218L164 217ZM164 219L161 218V220H163V224H164V225L167 224L169 227H171V225H174V223H173L172 221L166 222V220L164 221ZM169 219H171V218H169ZM169 219H167V220H169ZM158 220H159V219H158ZM156 222H157V221H156ZM168 223H169L170 225H169ZM176 245H177V246H176ZM192 248H193V247H192ZM192 248L187 249V248H185L182 244H171V245H169V246L160 247L159 250H162L163 252H166V253H167V252H170V253H171V252L174 251V252H173V253H174L173 256H171V255H169V254H166V258H170V260L172 259V260H171L172 262H173V261H174V262H175V261L178 262V261H179V260H178V257H179V254H181V251H183V250H184V252H185V251H193V252H197V251H198V249H194V248L192 249ZM176 252H178V255L176 254L177 257H176V255H175ZM173 258H174V259H173ZM171 261H170V262H171ZM154 263H155V260H154Z\"/></svg>", "mask_w": 264, "mask_h": 264}]
</instances>
